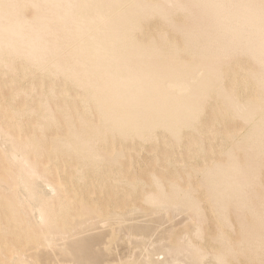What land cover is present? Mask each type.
Returning <instances> with one entry per match:
<instances>
[{"label": "bare ground", "instance_id": "bare-ground-1", "mask_svg": "<svg viewBox=\"0 0 264 264\" xmlns=\"http://www.w3.org/2000/svg\"><path fill=\"white\" fill-rule=\"evenodd\" d=\"M189 1L202 18H191L186 27L169 18L172 11L185 9L181 0L174 5L173 0H0V72L18 74L17 64L22 63L24 71L63 78L66 87L80 89L84 110L74 116L68 103L67 109L54 107V89L38 96L36 106L0 104L8 119L0 121V264H229L228 256L239 248L264 264V202L254 187L261 184L264 167L258 163L264 156V2ZM192 5L187 7L190 13L195 11ZM30 6L35 15L29 18L24 11ZM250 15L255 16L251 43L245 32ZM154 16L170 19L180 41L171 40L167 30L162 46L155 39H142L146 22ZM240 46L260 68L243 74L231 90L224 86L221 64ZM243 84L245 96L238 91ZM36 89L33 85L31 93L15 92L11 100L22 94L34 100ZM214 97L220 103L202 130L206 106ZM228 118L244 124L229 131ZM59 126L62 132L48 138L46 131ZM245 127L248 132L238 136ZM160 132L171 152L164 169L172 167L173 179L152 172L145 181L111 168L126 158L125 143L158 141ZM236 151L243 153V163ZM217 156L221 159L213 160ZM55 162L59 171L60 163L75 167V174L66 170L62 177L47 166ZM105 168L108 174L105 170L107 175L100 177ZM88 170L95 173L99 188L110 185L114 195L125 193L131 202L103 206L99 198L87 201L78 190L90 183ZM183 176L187 184L181 182ZM199 192L221 228L232 226L230 208L248 212V220L238 215L244 220L238 224L243 222L241 230L250 229L246 237L241 231L238 249L228 246L226 231L219 230L211 241L222 248L205 252L195 241L203 240L195 226L168 243L153 239L166 221L162 213L175 217L186 212L197 222H207ZM137 194L140 203L135 202ZM147 211L153 219L135 225ZM250 221L257 222L259 234L255 224L249 228ZM100 228L109 229L87 236Z\"/></svg>", "mask_w": 264, "mask_h": 264}, {"label": "rangeland", "instance_id": "rangeland-1", "mask_svg": "<svg viewBox=\"0 0 264 264\" xmlns=\"http://www.w3.org/2000/svg\"><path fill=\"white\" fill-rule=\"evenodd\" d=\"M176 1L177 0H175V2ZM181 1L183 3L186 2L185 3L186 4L185 9H177V11L175 10L174 12L172 11V13L170 12L171 15L169 16V18L171 20L173 19L172 22L174 21L175 23H178V24L180 23V25L182 23L183 26L186 25V27H187L192 22V21H189V20H191V18H192V20H193V17H198V19H199L200 14H202V13L200 11V14H199L198 11L196 10L198 8L195 9L194 5L191 4L193 1H189V0H186V1L181 0ZM234 1L235 0H233L232 2H234ZM238 1L239 0H237V2ZM247 1H249V2L251 1V3L255 2V0H254V2H252V0H246V1L244 0L243 3L244 2L247 3ZM258 1H259V3H258L259 5L261 4L260 2H264V0H258ZM188 2L190 4H187ZM240 2H242V1H239L238 3H240ZM234 3H236V1ZM256 3H257V1H256ZM172 4L174 5V0H173ZM172 4H168V6L171 7ZM188 5H190V6L192 5L193 11L195 10L193 13H190V11L192 12V10H190L191 9L190 6H189L190 9L187 8ZM171 8H173V7H171ZM186 8L189 9V10H187ZM180 10L182 12L183 11L184 12L182 13V12H180ZM194 13H196V14H194ZM24 15L26 17H29V18L33 17L35 15V8L33 6L27 7L25 9V11H24ZM193 15H196V16H193ZM200 18H202V17H200ZM170 19L167 22H165V19L163 20L159 16H154V18L149 19L146 22V24H145V33L143 35H141L142 39L145 38V37H146V41L147 40L151 41V40L155 39V42L157 41V43L160 46H162V44L164 43L163 42V37H165V33H166V30H167L169 37L171 36L170 37L171 40L176 42V39H177V42H179L181 34H180V32H173L170 29L169 23H168L169 21H171ZM166 23H168V24L166 25ZM152 37H154V38L152 39ZM161 39H162L163 43L161 42ZM237 50L239 52H237ZM237 50L234 51V52H237V53H231V55L228 57L226 63L224 62V63L221 64V66L225 69L224 86L226 88L228 87L231 90H232V85L234 84L235 81H241V78H242L243 74L247 73V71L249 73L250 72L256 73V72L259 71V68H260V65L258 64V62L255 59L253 60V59L249 58V56H251V55L250 54L246 55L248 53L245 50H243V48L241 46ZM243 51H245L246 53L242 54ZM181 60H183V59H181ZM158 61H161V59H159ZM183 61H185V59ZM254 61H256L257 64ZM17 67L20 70L18 74H14V73L10 72L8 75L4 76L0 72V104L1 103H5V102H11L13 105L19 107V106H21V105H23V104H25L27 102L28 103L30 102L29 105L31 104V105L36 106L37 105L36 98H39L38 96L45 95L49 90L54 89V92L57 95V96L54 95V98L56 97V99H52V103H53L54 107L60 106V107L63 108V106H64V109H67V108L70 107L69 108L70 109V113L73 112L74 114L73 113L72 114L74 116L78 115V114H76L77 111L80 114H83L84 110H83V107H82V105L80 104V101H79L80 100V96H81L80 95L81 91H79L80 89H78L75 85L70 84V85H68L66 87L65 79H63V78H54V79H52L50 77H47V74H46L45 71H37V70L34 71V72H32V71L30 72V70L29 71L28 70L24 71L22 63H18ZM33 85H35L37 87L36 92H35L36 96H35L34 100L33 99L30 100L31 97H29V96L26 98L24 94L21 95V98L15 100V101H13V99L11 100V98L14 97L15 92H18V91H20L22 89H25L27 93H31V89H32ZM65 89H67V91H68L67 93H63V91ZM238 89H239L238 91L241 92V94L243 96H245V94H247V89H246L244 84L242 86L240 85V87ZM68 94H69V96H71L73 98L69 97ZM219 101H220L219 98L214 97V98H212L209 101L208 105L206 106V114L203 116V122L204 123H203V126L201 127L202 130L205 129L206 126L211 122L213 116L215 115V111L218 108V105L220 103ZM65 103H68V107L67 108L65 107ZM67 111H69V110H67ZM58 115L62 116L61 113L58 114ZM88 116L90 117L91 114H88ZM0 118H1L0 121H5L6 122V120H8L7 117L5 116L4 112L1 111V109H0ZM243 124L244 123H243L242 119H240V118H235L233 121H230V119L228 118L225 121V125L227 126L229 131H236L239 128H241L243 126ZM78 126H79V124H78ZM62 128H63L62 126H61V128L59 126L60 130ZM60 130H58L56 128L55 131L54 130L46 131L47 137L50 138V139L54 138V136H56V134H54V133L58 132V131L62 132L63 129L61 131ZM248 130H249L248 127L243 128L238 136L241 137L243 134H246L248 132ZM118 140L122 141V139H118ZM166 140H167V138L165 137V135L162 132H160L158 141H150V142H147V143H145V142L125 143V145L128 147V148L125 149V154L127 155L126 158H124L121 161V164L116 165V166L112 165L113 167H111V168H113V169H115V168L122 169L124 171V174H126L128 177H130V176L131 177L132 176H139L145 181L149 180V175L152 172H156L159 175L163 176L164 178L173 177L174 175L171 174L172 173L171 172L172 171V167H170L167 170L164 169L165 165H166L165 158L169 154H171L169 149L165 147V141ZM119 141H117V145L116 146L118 147V149H121V143ZM186 142H187V140H186ZM216 142L219 143L220 141L217 139ZM233 147L234 146H232V148ZM108 148H110V147H108ZM263 149H264V147H263ZM237 151H236L235 155H238L237 157H239L240 160L242 159L241 162L243 163V153L240 151V153L237 154ZM101 153L103 154V156L105 155L104 156L105 158L106 157H107V159L109 158L108 155L106 154V151H104V152L102 151ZM155 154L159 155V160L155 159ZM220 159H221L220 156H217V157L213 158V160H216V161H219ZM258 161H259L258 163H260L262 161L263 163L261 162L262 163L261 165L263 166L264 165V156H262V158L259 159ZM197 162H200V161L197 160ZM55 163L56 164L50 163L47 166H49V168H51V169H55V172H58V174L61 175L62 177L65 176L66 170H67V172L70 175H74L75 174V171H74L75 167H71V166H69V164H68L67 167H63V164L60 163L59 164L60 165L59 168H61V169L59 171L56 168L57 162H55ZM106 163L109 164L110 161L106 162ZM200 163H202V162H200ZM107 168L102 170V172L99 174L100 177H102L104 175L103 171H105ZM105 172L108 174L109 171L106 170ZM259 172H261L260 176H259L260 179L257 178V183L260 180L259 182L261 183L260 184L261 186L259 184H257V185L254 184V187L256 189L257 194H258V192H259V194L260 193L262 194V193H264V192H262V191H264V167L260 168ZM50 174L48 173L47 175L51 177L52 175H50ZM94 174L95 173H93L91 170H88V173L86 174V177H90L89 178V182L90 183L87 185V187L86 186H81L79 188V190H78L79 193L82 194L87 199V201H92V200H95V199L99 198L101 200V203H102L103 206L107 205V203H109V202H114L115 205H123V204H128V203L131 202V198L128 201L127 194H125V193H119L118 195H114V190L112 189V187L110 185H106L104 189L99 188L97 186L98 182H96L95 179H94ZM53 175H54V176H52L53 178L57 177V176H55V174H53ZM106 175H104V176H106ZM170 179H173V178H170ZM191 180L195 182V179L192 178ZM181 182L183 184H187L186 183V176L185 177L183 176V180ZM261 194L259 196H260V201L262 203V202H264L263 201L264 197H261ZM262 196H263V194H262ZM198 197L202 201V205L204 207V212L206 213L207 222H206V220H205V222H203V221H200V222L198 221L197 222L196 217H194V218L190 217V215L188 213H186V212L181 213V214H179L177 216L175 215V217L173 216L172 213H166V214L162 213L159 216H162L164 218V220H166V221H164V225L159 229V233L160 234L159 235L156 234V236L153 239H158L159 237H161V238L164 239L165 243H168V242H170V241H172L174 239V235L175 234L181 233L183 230L189 231L190 226H195V227L199 228L202 231L203 240H205V238H206V240H205V242H203V240H200V239H197V240L193 239V240H195L199 244L200 249L204 250L207 253H215L216 251L219 252V250L222 248V246L220 247L221 243L219 244L218 242L211 241V237L212 236L215 237L216 234L218 235L220 233V231L222 232L223 230L226 231V237L229 239L228 246L233 247V249H236L237 247H239L237 241H239L241 239V237H242L241 236L242 235V233H241V231H242L241 230V226L242 225L241 224H243V222L240 224V227H239L238 224H239V222H241L243 220V219L241 220V218H243V217H244L245 220L250 219L249 218L250 215L248 214V212H244L243 214L240 213V212L237 213L235 209L230 208L229 212H228V218L230 219L232 226L230 225L231 226L230 229L229 228L226 229V227L225 228H221L219 222L217 221L215 215L213 214V212L211 211V209H210V207L208 205L206 197L201 192L198 193ZM134 198H135V202L140 203V201H141L140 194H137ZM252 198L254 199V202H256V204H258L257 206H259V203H257L258 200L254 196H252ZM261 198H263V199L261 200ZM262 205H263V203H262ZM261 206H259L258 208H260ZM148 214H149V211H147V214L138 215V218H136L135 221H134L135 225H136V223H139V224L143 225L145 221H149V220L153 219V217L148 216ZM238 215L242 216V217L240 216L241 217L240 220H239V216ZM237 216H238V218H237ZM156 217H158V216H156ZM251 222L252 221H250V224L248 225V226H250L249 228H251L253 224H255V225H253V228H255L254 226H256V225L258 226V224H256L257 222H255V223L254 222L251 223ZM216 224H217V227L219 229L216 227ZM248 226H247V228H248ZM257 226H256L255 229H258L259 226L258 227ZM108 229L109 228H100V229H97V230H95L93 232H89V233H86V234H87V236L88 235H94V234L106 231ZM242 229L245 232L244 233L242 231L243 235L244 234H248L246 232L247 231L249 232V230H250L249 229V230L245 231L246 228L244 229L243 227H242ZM255 229L253 230L254 232L251 230L253 232V234L250 231L251 232L250 235L251 234L254 235L253 237H255V236L257 237V233L260 230V229H258V231L256 233ZM190 235H191V237H193L192 234H190ZM248 235H247V237H248ZM244 236L246 237V235H244ZM253 237L251 236L250 239L253 238ZM139 238H141V237H138V239ZM230 244H232V245H230ZM228 246H226V247L228 248ZM239 249L236 250V251H239ZM136 250H138V249L136 248ZM191 250H193V249H191ZM242 250L244 252V249H242ZM242 250H240L239 252H242ZM247 250H245V251L247 252ZM193 251H192L191 255H194ZM236 251L234 250V252H235V253L233 252L234 255L237 254ZM246 252H244V253L246 254V256H249L248 258L245 257V255L243 256L244 253L242 255H241V253H238L237 256H236L238 259H236V260H235V258H234V260H232L233 259L232 258L233 254L230 255L231 257L228 256L229 264H250V261H251V264H260V262L258 260V259H260L259 257L258 258H254L255 256L253 257V255L250 253V251H249V253H246ZM189 253H191V252H189ZM250 257H253V258H250ZM237 260H238V262H237Z\"/></svg>", "mask_w": 264, "mask_h": 264}, {"label": "water", "instance_id": "water-1", "mask_svg": "<svg viewBox=\"0 0 264 264\" xmlns=\"http://www.w3.org/2000/svg\"><path fill=\"white\" fill-rule=\"evenodd\" d=\"M257 18L259 19V16H257ZM254 19H255V16H252V15L247 16L245 18V23H246L245 24V32L247 33L246 34L247 36L250 35V34H252L251 33V29L255 26V24L253 23V20ZM255 28H257V27H255ZM256 30H258V29H256ZM253 39L255 40V37L254 36L248 37V41L250 43L253 42ZM242 48H243V50H245L244 47H242Z\"/></svg>", "mask_w": 264, "mask_h": 264}]
</instances>
